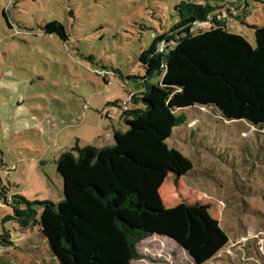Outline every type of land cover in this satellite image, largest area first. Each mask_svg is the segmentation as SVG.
Returning <instances> with one entry per match:
<instances>
[{
  "label": "rangeland",
  "instance_id": "1",
  "mask_svg": "<svg viewBox=\"0 0 264 264\" xmlns=\"http://www.w3.org/2000/svg\"><path fill=\"white\" fill-rule=\"evenodd\" d=\"M180 1L207 0H0V186L7 198L63 197L55 160L76 139L92 144L107 132L122 112L119 101L141 87L140 52L176 22ZM226 1L240 18L224 16L229 31L254 45L251 25L264 26V0ZM50 21L63 25L66 39L43 30ZM180 112L186 123L166 142L192 169L178 178L167 171L160 211L145 224L152 235L129 264H264V129L203 106ZM11 214L0 195V231L13 242L0 245V264H59L38 225L21 230L3 221Z\"/></svg>",
  "mask_w": 264,
  "mask_h": 264
},
{
  "label": "trees",
  "instance_id": "2",
  "mask_svg": "<svg viewBox=\"0 0 264 264\" xmlns=\"http://www.w3.org/2000/svg\"><path fill=\"white\" fill-rule=\"evenodd\" d=\"M234 8L226 0L176 3V22L156 33L138 56L144 75L141 87L127 92L130 107L120 115L124 127L113 128L109 144L74 145L60 153L55 166L63 197L58 202L30 201L20 194L7 198L0 186L12 210L3 221L10 219L21 230L37 224L60 264L140 259L137 246L152 235L145 224L160 211L167 171L178 178L192 169L191 161L166 142L173 128L186 123L180 110L203 106L224 120L264 129V26L251 25V45L224 23V14L240 20ZM204 21L208 27L199 30L196 24ZM43 30L66 39L57 21L45 23ZM1 229V249L12 247L9 233Z\"/></svg>",
  "mask_w": 264,
  "mask_h": 264
},
{
  "label": "crops",
  "instance_id": "3",
  "mask_svg": "<svg viewBox=\"0 0 264 264\" xmlns=\"http://www.w3.org/2000/svg\"><path fill=\"white\" fill-rule=\"evenodd\" d=\"M128 94L129 93H127V95ZM89 114L91 115V112L88 111V110H86V113L84 115L85 119H86V117ZM120 115H121L120 112L119 113H117V112L114 113V116H116V117H115L114 120H111L110 125H109V127L107 129V132L101 133L95 139V141L92 144L90 143V141H87V140H79V139H76L74 145H78L80 147L85 146V145H93V146L99 147V146H102V145L111 143L112 142V139H113V128L114 129H122L124 127V125H123V119L120 118ZM102 124H104V123L102 122ZM109 128H110V130H109ZM97 130L99 131V128ZM74 145H72V146H74ZM72 146H70V147H72ZM70 147H68V148H70ZM68 148H66V149H68ZM57 174L59 175L58 172H57ZM46 241H47V239H46Z\"/></svg>",
  "mask_w": 264,
  "mask_h": 264
},
{
  "label": "built area",
  "instance_id": "4",
  "mask_svg": "<svg viewBox=\"0 0 264 264\" xmlns=\"http://www.w3.org/2000/svg\"><path fill=\"white\" fill-rule=\"evenodd\" d=\"M223 14H224V13H223ZM222 16H225V14L222 15ZM204 22H205V21H204ZM198 23H201V22H198ZM198 23L196 24V27L198 26ZM207 27H208V26H207ZM163 49H164V44L159 45V47H158V51H159V52H162ZM129 107H130V103L127 101L126 103H122V105H121V110H126V109H128Z\"/></svg>",
  "mask_w": 264,
  "mask_h": 264
},
{
  "label": "water",
  "instance_id": "5",
  "mask_svg": "<svg viewBox=\"0 0 264 264\" xmlns=\"http://www.w3.org/2000/svg\"><path fill=\"white\" fill-rule=\"evenodd\" d=\"M59 176L61 177V179H62V176L59 174ZM47 243H48V246L50 247V249H51V251L54 253V255L56 256V258L58 259V261H59V264H60V260H59V257L56 255V253L54 252V250L52 249V247H51V245H50V243H49V241H47Z\"/></svg>",
  "mask_w": 264,
  "mask_h": 264
}]
</instances>
